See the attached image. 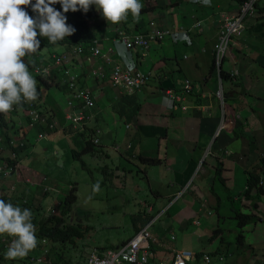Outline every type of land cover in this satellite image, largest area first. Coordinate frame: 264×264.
Masks as SVG:
<instances>
[{"label":"crops","instance_id":"crops-1","mask_svg":"<svg viewBox=\"0 0 264 264\" xmlns=\"http://www.w3.org/2000/svg\"><path fill=\"white\" fill-rule=\"evenodd\" d=\"M172 2V5L159 3L154 6V10L140 14L138 21L126 19L125 22L127 31L135 30V25L139 29L145 27L151 17L160 26L189 29L192 21L196 18L202 19L199 33L195 31L192 34L191 45L175 44L166 39L152 43L144 56L137 57L139 68L150 72L155 78L144 86L140 95L142 108L134 126L137 136L134 137L136 139L133 141V147L135 154L154 156L159 162L148 166L134 157L130 162L125 155H118L113 149L114 146L108 149L109 158L85 155L92 162L94 174L89 178L91 181L95 179L93 183L101 180L99 168L106 161L112 169V176L108 182L112 183L113 189H119L116 196L121 197L120 191L126 187L121 183L117 184L116 180L123 182L124 179L132 177L133 182L131 180L129 182L130 186L133 184L131 194L144 189L143 199H139L135 209L126 211L125 214L130 218L137 209L153 214L154 221L149 227L154 237L151 247L155 255L164 257L170 256L172 249L190 250L196 255L203 247L200 235H211L219 226L224 229V233L236 235L238 231L236 226L227 230L229 228L226 225L235 222L226 218L227 206H223L224 208L221 206L224 211L220 214L218 207L216 208L217 198L210 191L216 162L218 159L224 161L225 170L222 176L226 179L231 194L234 195V204L237 203L235 206H239L237 195L245 188V171L258 161L259 153H264V0L259 1L262 11L246 18L242 34L231 43L222 61L221 70L234 73L231 81L220 78L221 70L212 68V49L217 41L221 20L218 14L235 13L238 2L210 0L208 5H197L181 0ZM104 36L108 37L103 40L105 49L110 41L108 34L104 33ZM110 66L104 64L105 69H109ZM158 71L163 74L161 80L167 78L171 80L172 88L161 85ZM186 78L191 81L192 91L183 94L181 89ZM90 86L95 90L97 97V111L104 128L102 139L104 142L109 139L116 141L120 150L129 140L126 138L122 121L112 109L119 91L107 79L102 82L92 81ZM219 89L226 96L224 103L215 96ZM166 95H181L180 100L177 103L175 101L176 107L172 109L167 107L168 102L164 99ZM174 99L173 97L172 100ZM235 120H243V134L235 133ZM251 140L253 147L250 146ZM53 143L59 151L60 162H56L55 167L51 161L49 162L53 173L45 172V169L40 172L41 176L47 178L46 181L51 187L61 190L55 178L57 175L67 176L68 172L64 169L73 166L74 161L70 152L73 143L68 136L56 134L49 136L41 146L52 148L53 146H49ZM70 156L71 161H67ZM142 167H145L144 171ZM33 168L36 169L34 165ZM114 177L116 180L112 181ZM50 180L54 184H51ZM68 185L76 187L78 192L76 184L69 182ZM26 190L33 202V198L37 197L46 207L54 205L53 197L43 196L39 189L28 187ZM216 190L219 193L221 191ZM220 204H223V198ZM260 211L264 214V206ZM260 219L249 228L254 235H264V224L261 223L262 218ZM259 228L260 234L256 232ZM169 235H181L180 245H176L178 240L175 238L171 240ZM126 240H122L116 246ZM94 246L103 249L100 245ZM90 248L87 252L82 250L72 254L70 257H76L81 253L79 260L76 262L70 260L65 264H84ZM52 249L51 245H48L46 253L51 254ZM58 251L62 259L67 258L63 250ZM243 256L244 254L236 255L231 252L217 262L258 264L264 259V255L253 254L250 251L245 261Z\"/></svg>","mask_w":264,"mask_h":264},{"label":"clouds","instance_id":"clouds-1","mask_svg":"<svg viewBox=\"0 0 264 264\" xmlns=\"http://www.w3.org/2000/svg\"><path fill=\"white\" fill-rule=\"evenodd\" d=\"M172 1L174 0H0V264H26L33 256L45 255L52 258V253L48 255L45 250L50 240L38 235L39 227L51 216L59 214L62 201L69 190H75V194L77 192L76 187L68 185L67 190L63 192V198L52 196L54 205L48 207L37 197L33 198V202L32 197L28 196V187L39 189L43 196H50L51 192L59 191L47 183L46 177L41 176L40 171L44 169H40L41 164L37 161L44 160V165L49 169L51 161L55 167L56 162H60L59 151L42 147V142L56 134L68 136L71 140L73 135L80 134L83 144H92L102 149L100 154H80L74 157L82 148L72 140V159H79L83 163L85 162L82 155L108 158L104 156L103 151H107L109 155L108 149L113 146V149L119 152L116 141L109 139L104 142L102 139L104 128L97 111V97L95 90L90 86L91 82L107 79L119 91L116 100L122 95L132 93L140 97L144 86L151 81L152 74L139 68L137 57L144 56L152 43L166 39L175 44L193 43L192 34L195 31L199 33L202 19L196 18L188 29L160 26L151 17L145 27L139 29L135 25V30H125L126 19L138 21L144 11L154 10V6L159 3L172 5ZM181 1L197 5L210 3V0ZM236 1L238 8L235 13L218 14L221 20L215 44L219 40L222 18L238 15L244 3L249 0ZM259 1L254 0L251 9L246 11L242 18L244 27L241 33L231 36L229 45L219 61L216 60L215 44L213 45L214 69L221 70L222 61L231 43L245 28L246 18L262 11ZM69 22H85L88 29H75L67 24ZM89 30H92L91 35L88 34ZM104 33L109 35L110 41L105 49L103 40L108 37L104 36ZM68 36L71 40L63 41ZM104 64L111 66L105 69ZM126 71L139 72L146 77L138 89L128 91L123 87L122 77ZM229 75L234 77V73ZM45 81L52 84L56 92H59L58 88L61 90L59 84L63 87L61 94L54 98L62 113L60 124L57 115H53L51 120L40 110L43 103L38 100V92H42V82ZM82 91L89 93L92 105H87L78 95ZM215 96L222 103L225 102L221 89L215 92ZM180 97L181 95L164 97L171 106L169 109L176 107L174 102L179 101ZM115 114L122 121L125 130H128L130 126ZM45 123L47 129H44ZM26 143L28 144L25 150L19 155L12 151V148L25 146ZM129 146L130 143L127 142L125 148ZM49 149L51 150L48 153ZM46 154L48 158H44ZM35 161L37 162L34 165ZM24 165L27 166L26 169L23 168ZM30 172H33L32 179L26 177ZM94 191H99L98 183L94 185ZM5 198H21L23 206L6 202ZM40 207L45 208V213H41ZM72 212L70 221L76 223ZM153 221L154 219H151L145 225H148L149 232ZM81 227L84 228L83 224ZM52 260L55 263L53 258Z\"/></svg>","mask_w":264,"mask_h":264},{"label":"trees","instance_id":"trees-1","mask_svg":"<svg viewBox=\"0 0 264 264\" xmlns=\"http://www.w3.org/2000/svg\"><path fill=\"white\" fill-rule=\"evenodd\" d=\"M145 12V11H144ZM72 27L79 28H87L88 25L85 22H69L67 23ZM76 33V32H74ZM73 33V34H74ZM72 34V35H73ZM88 34H92V30L88 31ZM76 36L77 35H73ZM75 37V38H76ZM47 38H44V40ZM70 36L66 37L63 41H70ZM104 66V65H103ZM214 68V63L212 65ZM213 71V69H212ZM221 77L225 81H231V76L228 72L221 70L220 72ZM158 79H162L163 74L161 71L157 73ZM154 75H151V82L154 81ZM187 80V81H186ZM186 81V82H185ZM189 84V88L185 89V85ZM57 84V83H56ZM61 90H63L62 85L59 84ZM59 92L53 89V85L48 83L47 81L42 82V92H38L39 101L43 103V107L40 108L42 114L47 117V115L52 120L53 115H57L59 119V124L62 121V116L60 114L61 110L58 109L54 98H56L59 94H61V90L58 88ZM192 91L191 81L186 78L184 79V84H182L181 92L183 94L190 93ZM56 92V93H55ZM226 96L224 95V100L226 101ZM175 103V102H174ZM177 103V101H176ZM175 103V104H176ZM142 108V101L140 97L135 93L132 94H125L120 96L116 101H114L112 105L113 112L117 113L120 118H123L124 122L128 124L130 127L126 129V138L129 140L130 143L129 148L122 147L118 155L126 156L127 160L131 162V158L140 159V161L145 162V165L151 166L157 164L159 159L154 156H142L141 154H135L133 141L135 142L134 137L137 135V131L135 132V124L136 118L138 113ZM49 121V120H48ZM235 133L237 135L243 134L244 126L243 120H235ZM42 125V124H41ZM47 123L43 124L44 129H47ZM72 140L80 145L82 148L79 152L74 154V157H78L80 154H100L102 149L97 148L95 145L92 144H83L81 140V135L76 134L73 135ZM250 146L253 147V141H250ZM28 143L24 145H18V148H12V151L15 153H19L25 150ZM104 156L110 157L107 151H103ZM83 163V162H82ZM215 170L213 172L214 180L212 182V186L210 187V191L216 196L217 198V205L216 208L220 214H223V209L221 206H227L225 210L228 208L229 211L226 210V218L233 219L235 222L233 223V228L236 226L238 231L236 233L235 241L233 244L239 245L244 242V235L249 232V228L251 225L258 222L259 218H262V224H264V214L260 211V205L264 206V153H259L258 161L246 169V184L244 190L239 193L237 196L239 198L240 204L239 206L234 205V195L231 194L229 186L227 182H225V178L222 176L225 168H224V161L222 159H218L216 162ZM142 170H145V167H142ZM100 173L102 174L101 180L97 183L101 186L109 185L112 186V183L108 182L112 176V169L109 163H104L100 168ZM89 176H93V172L87 170ZM95 180V179H94ZM93 180V182H94ZM96 183V184H97ZM216 189H221L220 193ZM224 190V191H223ZM70 191V192H69ZM68 194H66L64 200L62 201V207L59 211L58 215L51 216L45 223H42L38 230V235L40 237H46L51 242V249H52V258L55 260V263L65 264L70 262L69 257L62 259L60 256L59 245L60 242L64 240H73V235H83L85 228L81 227V224L75 223L74 221H70V213L74 210V203L76 202V194L75 190H69ZM225 196V198H224ZM223 198V204L221 205L220 202ZM6 202H14L19 203L18 206L22 207L21 198H5ZM26 203V201H25ZM241 206V207H240ZM224 208V207H223ZM224 216V215H222ZM153 217V214H147L144 210L138 209L134 213L130 215L131 226L133 232L139 231L143 226H145ZM230 224V223H229ZM230 230L232 228L228 227ZM224 229L222 227L215 228L212 231V234L209 235L207 238L209 242H214V249L210 250L209 248H203L199 252H197L196 257L199 258L204 252L209 253L213 258L214 256H226L230 254L232 251L230 250L229 245L232 244V241H227L224 243L222 235H225ZM227 235V234H226ZM219 240L217 243L216 241ZM223 243V245H221ZM264 243V239H263ZM250 252L253 254H262L264 255V245H253L248 241ZM224 246V247H223ZM227 246V248H225ZM259 252V253H258ZM220 264V263H218ZM258 264H264V259L259 262Z\"/></svg>","mask_w":264,"mask_h":264},{"label":"rangeland","instance_id":"rangeland-1","mask_svg":"<svg viewBox=\"0 0 264 264\" xmlns=\"http://www.w3.org/2000/svg\"><path fill=\"white\" fill-rule=\"evenodd\" d=\"M60 100L63 102L62 97ZM170 107V104H168V108ZM51 149H56L54 143ZM51 149L48 150V153ZM47 154L44 158H48ZM81 157L84 159L85 163H82V161L79 159H75L72 167H67L64 169L68 172L67 176L56 174L57 176L55 178V182L61 186V190L50 193V196H57V198L62 199L63 192L64 190H67L69 182H75L76 186H78V192H76L77 201L74 205L72 216H74L76 223L83 224L85 230L83 235H73V240H64L60 242L59 245V250H63L65 254L69 256V260L75 262L79 260L81 253L79 255L77 254L76 257H70L72 254L79 253L82 250L87 252L90 246H93L90 248L91 251L93 248H95L94 245H100L103 248L114 247L122 240L124 241L129 238L133 234V229L131 226V220L129 216L125 214V212L135 209L137 201L139 199H143L144 195V189L137 190L136 192H133L134 194H131L133 184L131 183L132 185L130 186L129 182L130 180L133 182L132 177L131 179H124L123 182L122 180H116V177L112 178V181L115 179L117 184L121 183L123 186H126L120 191L122 194H120L121 197L115 195L119 189H113L112 186L109 185H99V191H94V185H96V183H93V179L91 181V178H89L90 176L87 173V170L94 172L92 169V162L84 155ZM69 158L70 159L67 161H71V156ZM37 161L41 164L40 169H45V172H54L44 165V160L38 159ZM37 161H35L34 165ZM57 167L59 168L60 166L58 165ZM23 168L26 169L27 166L24 165ZM37 171L39 172V170ZM32 173L33 172H30L26 177L28 179H32ZM126 181L128 184H126ZM51 184L54 183L51 182ZM140 185L142 186L141 183ZM124 203L125 205H123ZM262 206L263 205L261 204L260 209ZM41 209V213H45V208L40 207L39 210ZM226 210L229 211L228 208ZM229 223L230 224L226 226L233 227V224H231L232 222ZM256 232L260 234V228L256 229ZM180 236L181 235H175L176 241L178 240L176 245H180ZM208 236L209 235H200L203 243L202 249L209 248L210 250H213L214 242L210 243L207 238ZM263 236L264 235H254V233L249 231L246 233V235H244V242L237 246L233 244L236 235H222L224 243L227 241H232V244H230L229 247L230 250L234 252V254H244L243 261L246 260L247 253L249 254L250 249L247 248L249 246L248 241L253 245H264ZM218 241L219 240L216 242L219 243ZM211 244H213V246H211ZM49 245H52L51 242ZM221 245H223V243H221ZM225 248H227V246H225ZM214 258H218V256L215 255Z\"/></svg>","mask_w":264,"mask_h":264},{"label":"built area","instance_id":"built-area-1","mask_svg":"<svg viewBox=\"0 0 264 264\" xmlns=\"http://www.w3.org/2000/svg\"><path fill=\"white\" fill-rule=\"evenodd\" d=\"M253 1L249 0L245 2L241 8V13L238 15L224 16L222 18L219 40L214 48L217 61L224 55L231 36L241 33L244 27L242 18L246 11L251 9ZM145 79L146 77L139 72L132 73L131 71H126L122 77V84L128 91H131L134 88L138 89ZM188 88L189 84L187 83L185 89ZM78 95L86 101L87 105L93 104L87 91H82ZM169 238L174 240L175 236L169 235ZM153 241L154 237L148 231L147 225L115 248H93L85 258L84 264H218L217 260H222V256L213 258L207 252H204L197 258L192 251L184 249H172V253L168 257L158 256L155 255L154 249L151 247ZM26 264L55 263L52 258L43 255L31 257Z\"/></svg>","mask_w":264,"mask_h":264},{"label":"water","instance_id":"water-1","mask_svg":"<svg viewBox=\"0 0 264 264\" xmlns=\"http://www.w3.org/2000/svg\"><path fill=\"white\" fill-rule=\"evenodd\" d=\"M162 86L165 87V88H170L172 87V83H171V80L169 78L165 79L162 81ZM261 220V219H259Z\"/></svg>","mask_w":264,"mask_h":264}]
</instances>
